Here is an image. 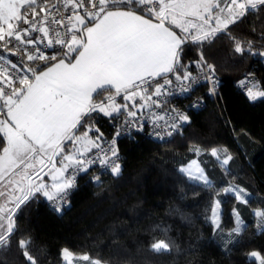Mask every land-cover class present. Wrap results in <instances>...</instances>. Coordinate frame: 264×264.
Listing matches in <instances>:
<instances>
[{
	"label": "snow or ice",
	"instance_id": "1",
	"mask_svg": "<svg viewBox=\"0 0 264 264\" xmlns=\"http://www.w3.org/2000/svg\"><path fill=\"white\" fill-rule=\"evenodd\" d=\"M260 11L264 0H0V41L10 44L14 38L24 45L9 50L11 55L23 53L19 62L0 54V221H8L6 229L0 223V246L8 243L12 217L25 202L37 196L62 202L76 173L96 164L110 162L111 172L119 174L115 139L105 138L97 116L119 121L125 131L143 127L137 113L144 109L153 121L164 119L169 113L154 108L166 101L153 97L175 94L174 80L189 91L197 79L195 67L204 72V79L215 82V66L203 54L191 65L185 62V45L199 46L218 33L227 34L229 25ZM55 25L65 30L63 36ZM50 30L54 40L48 38ZM233 40L236 53L243 54L246 48L251 52V42ZM40 44L53 51L46 53ZM25 56L27 61L45 63L28 66ZM258 96L264 91L248 90L250 100ZM170 111L165 125L179 130V122L189 117ZM115 135H120L119 127ZM224 152L222 163L228 165L232 156ZM191 167L181 171L211 186L203 169L194 174ZM223 191L247 203L245 189L229 185ZM254 214L264 221V210ZM239 232V226L233 229ZM26 244L20 241L26 259L36 264ZM151 247L159 252L169 245L159 240ZM70 256L69 250H62L64 260ZM247 256L264 264L260 252Z\"/></svg>",
	"mask_w": 264,
	"mask_h": 264
},
{
	"label": "trees",
	"instance_id": "2",
	"mask_svg": "<svg viewBox=\"0 0 264 264\" xmlns=\"http://www.w3.org/2000/svg\"><path fill=\"white\" fill-rule=\"evenodd\" d=\"M229 29L194 48L185 45L186 63L198 51L215 66L220 92L190 114L184 132L167 143L143 135L119 140L120 173L100 184L89 181L91 173L80 176L61 214L42 196L22 204L8 243L0 246V264H30L21 240L36 264H66L63 249L101 264H258L247 254L264 255V221L257 225L254 214L264 210V98L251 103L238 86L252 75L264 91V11L250 12ZM233 38L251 42V52L236 53ZM101 119L97 126L108 132ZM213 149L232 156L227 169ZM193 160L211 186L181 171ZM231 179L250 194L247 203L223 191ZM217 202L219 229L213 221ZM237 213L245 227L230 242ZM159 240L168 250L152 249Z\"/></svg>",
	"mask_w": 264,
	"mask_h": 264
},
{
	"label": "built area",
	"instance_id": "3",
	"mask_svg": "<svg viewBox=\"0 0 264 264\" xmlns=\"http://www.w3.org/2000/svg\"><path fill=\"white\" fill-rule=\"evenodd\" d=\"M51 6V5H50ZM49 6V7H50ZM85 7H90L89 5H85ZM78 11L83 12L82 9H79ZM43 15V13H41ZM39 19V17H37ZM67 23V21H65ZM55 28H59L61 30V35H64V29L60 25H55ZM33 37L37 35V33L32 34ZM51 39H55V33L50 30L49 37ZM47 42V38L45 39L44 43ZM13 45H18L20 49L24 48L23 44H20V42L16 41L14 38L11 40L10 44H5L4 41H0V54L5 55L7 58L19 62L20 57L22 56L21 51H16L14 55H11L9 50L12 49ZM191 47L194 48V44L189 43ZM43 51L50 54L53 49L48 48L44 49L43 44L38 45ZM59 46H57L58 48ZM32 45H28V50L31 51ZM201 53L197 51L196 58L193 60H197L200 57ZM25 64L28 66H34L39 64L40 66L44 65V61H27L26 56L24 57ZM192 61V62H193ZM192 71L194 76L197 77L195 83H191L189 91L185 92L177 85L179 82L173 81L174 85V93L167 96H161L159 98L153 97V99H160L166 101V104L163 107L160 108H154V111L157 113H169V115H166L164 119H158L153 121L151 117L149 116L148 109H144L142 112H138L137 115L141 119V123L143 127L141 129H137L135 126L128 128L127 131H125L124 127L120 126L119 121H113L111 118H106L101 116V126H105V129H108V132L102 131L105 135V138L109 141H112L115 139V144L117 148V156H118V163L120 166V171L122 167V154L119 151L118 148V142L121 139H136L139 135H143L146 138L159 142V143H167L171 141L173 138L177 137L178 135L182 134L184 132L185 126L188 124L189 120L187 122L181 121L179 130H173L165 125V121L170 119L171 115V109H176L179 112H182L186 114L188 117H190V114L196 111L201 110L205 104H206V98H213L215 99L220 92V82L217 78L216 72L214 73L215 76V82L214 84L206 79H204V72L201 69L192 67ZM186 84L189 82H185ZM239 89L242 94H244L248 98V90L251 89L253 92L263 91L261 89V84L259 79L256 77L249 75L245 77L240 83H239ZM210 89H214V91L210 92ZM264 96H258L255 100H248L251 103H255L263 99ZM139 102V101H138ZM131 103V102H129ZM120 128V135L117 137L115 135L116 128ZM171 133V134H169ZM111 159H116V157H111ZM71 171V170H70ZM89 181L100 184L105 176L108 175H116L111 172V166L110 162L108 165H100L96 164L89 168L87 172H77L75 177L72 181V186L67 189L66 193H64V200L61 202L58 199L53 200H47L45 197L44 200L48 203L50 209L58 214H61L64 210L70 207V195L71 193L76 189L78 178L85 174H90ZM120 173V172H119ZM99 179H96V178ZM47 180L48 177H45Z\"/></svg>",
	"mask_w": 264,
	"mask_h": 264
},
{
	"label": "rangeland",
	"instance_id": "4",
	"mask_svg": "<svg viewBox=\"0 0 264 264\" xmlns=\"http://www.w3.org/2000/svg\"><path fill=\"white\" fill-rule=\"evenodd\" d=\"M213 151V150H212ZM212 153V152H211ZM197 154L198 155H201L202 154V151H198L197 152ZM215 158L217 159V161L220 163V165H221V167L223 168V169H227V166L228 165H223V163H222V161H223V159L225 158V152L224 151H221V150H217V154L215 155ZM193 161H196V164L195 165H192V162ZM190 164H188L187 166H184V167H182V168H185V169H187L190 165L192 166L191 167V171L195 174L196 172H197V169H203L202 168V166L200 165V163H199V161L198 160H193ZM181 168V169H182ZM204 170V169H203ZM183 173L184 174H186L187 175V171H183ZM188 176V175H187ZM189 177V176H188ZM190 178V177H189ZM196 181V180H195ZM198 182H200V181H198ZM200 183H202V182H200ZM211 185H212V183H211ZM230 186L231 187H237L236 186V184H235V182H234V179H231L230 180ZM228 193H230V194H233V193H231V192H228ZM234 195V194H233ZM245 196H246V199L248 200L251 196H250V194L248 193V192H246L245 193ZM240 202H241V200L240 199H238ZM3 203V201L2 200H0V204H2ZM243 203V202H242ZM9 206H11V205H9ZM18 210V209H17ZM17 210H16V212H17ZM257 211H259L258 209H256V210H254V213L255 212H257ZM16 212H15V214H16ZM214 213H215V217L213 216V221H214V224H215V226H216V228L217 229H219L220 228V225H221V206H220V203H219V206L217 207V203H216V205H215V209H214ZM15 214H14V216L12 217V220H13V227H14V217H15ZM236 221H237V226H239V228H240V232L239 233H241L242 232V230L244 229V227H245V225H244V223H243V221H242V219H241V217H240V215L238 214H236ZM256 221H257V225H260V224H262V219H261V217H259V216H257L256 215ZM0 223H2L3 225H4V228L6 229V227H7V223H8V221H7V219H5V220H3V221H0ZM236 226V227H237ZM238 233V234H239ZM238 234H236V233H233L232 232V234L230 235V234H228V235H230L231 237H229L227 240L228 241H231L232 239H233V237L234 236H236V235H238ZM168 250V249H167ZM161 251H166V250H161ZM84 255H81V256H75V255H73V254H71V256H70V258H69V260H66V262L68 263V264H91V262L92 261H94V260H83L82 259V257H83ZM99 264H101V263H99Z\"/></svg>",
	"mask_w": 264,
	"mask_h": 264
},
{
	"label": "crops",
	"instance_id": "5",
	"mask_svg": "<svg viewBox=\"0 0 264 264\" xmlns=\"http://www.w3.org/2000/svg\"><path fill=\"white\" fill-rule=\"evenodd\" d=\"M48 179H49V178H48ZM48 179H47V180H48ZM64 261H65L66 264H68V263L66 262V260H64Z\"/></svg>",
	"mask_w": 264,
	"mask_h": 264
}]
</instances>
